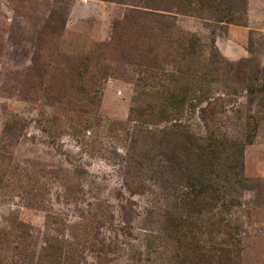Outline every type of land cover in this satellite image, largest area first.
<instances>
[{
    "label": "rangeland",
    "instance_id": "obj_1",
    "mask_svg": "<svg viewBox=\"0 0 264 264\" xmlns=\"http://www.w3.org/2000/svg\"><path fill=\"white\" fill-rule=\"evenodd\" d=\"M193 259L264 264V0H0V264Z\"/></svg>",
    "mask_w": 264,
    "mask_h": 264
},
{
    "label": "trees",
    "instance_id": "obj_2",
    "mask_svg": "<svg viewBox=\"0 0 264 264\" xmlns=\"http://www.w3.org/2000/svg\"><path fill=\"white\" fill-rule=\"evenodd\" d=\"M105 1H110V2H115V3H121L123 0H105ZM125 1V0H124ZM165 8V10H166V7H164ZM203 190V189H202ZM205 190V189H204ZM204 190L203 191H200V192H198L197 193V196H199V194H202V192H204ZM170 223H171V225H172V233L174 234V235H176L179 231H181V230H184V231H188L189 230V228H190V225H189V223L188 224H185L184 225V222H182L181 223V219L180 218H172L171 220H170ZM191 245H195L194 243H191ZM200 250H202V249H200ZM214 251H216V252H219V253H221V252H223L222 250H214ZM195 253H197L198 254V250H196V251H194ZM205 253H208V251H203L202 252V256H204L203 254H205ZM199 255V254H198ZM200 260H202V259H193V260H182L179 264H197Z\"/></svg>",
    "mask_w": 264,
    "mask_h": 264
}]
</instances>
